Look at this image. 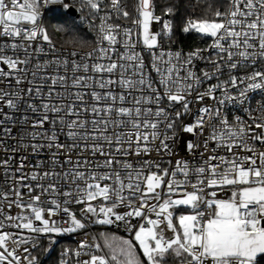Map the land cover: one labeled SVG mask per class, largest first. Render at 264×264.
Wrapping results in <instances>:
<instances>
[{"label": "snow or ice", "instance_id": "snow-or-ice-1", "mask_svg": "<svg viewBox=\"0 0 264 264\" xmlns=\"http://www.w3.org/2000/svg\"><path fill=\"white\" fill-rule=\"evenodd\" d=\"M50 5L0 0V264L77 232L60 264H262L264 0H193L180 31L210 43L186 52L168 2L81 0L88 51L66 20L57 46Z\"/></svg>", "mask_w": 264, "mask_h": 264}, {"label": "built area", "instance_id": "built-area-1", "mask_svg": "<svg viewBox=\"0 0 264 264\" xmlns=\"http://www.w3.org/2000/svg\"><path fill=\"white\" fill-rule=\"evenodd\" d=\"M65 3L69 4V8L74 10V14H70L68 13V9H65L63 7V5H50L49 7L52 9L51 11H47L45 12L44 16L42 17L44 26H47V28L49 29V33L50 35H56L58 34V32H56L57 27V22L56 21H52L50 22L49 25L45 24V19L47 18V15H51V14H57L59 16V18H66L69 21H72L78 28L81 29H85V30H89L92 29L91 35H92V39L93 42L90 46L84 47L82 49V51H88L90 50V48L92 46L95 45V41H96V31H95V26L99 25L100 21L98 18L93 17L90 15L89 11L84 8H81V0H65ZM129 3H131V0H129ZM158 14V12H157ZM94 21V23H93ZM121 24H130V22H125L123 20L117 21ZM154 30L159 31L160 29V25H153ZM53 38V37H52ZM55 42V41H54ZM208 43H210V39L209 38H202L201 42L197 45H192V44H178L176 43L175 40H164L162 42V46L163 49L165 51H177L180 49H183L185 52L191 50L193 47H206L208 45ZM60 44L57 43V46L59 47ZM138 51L140 50L139 48L137 49ZM60 53H56V55H59ZM66 54V53H65ZM145 55V63L148 64L150 62V56L147 52L144 53ZM46 57H41V59H45ZM47 58H51V57H47ZM204 64H199L198 68H203ZM152 76L154 79H158V77H156V74L153 72ZM213 83H215V81H213ZM26 87V85H25ZM46 90V89H45ZM254 95V99L251 101V105L253 108L257 107V102L261 99V95L260 94H253ZM235 114H242V115H246L243 113H239L237 112L235 109H232V115ZM255 115H259V113H254ZM231 118V116H230ZM183 155V153H181ZM5 156V154L0 151V158H3ZM31 159V163H35L36 162V158H30ZM16 161L12 162V166L15 167L16 166ZM26 171L28 169H25ZM4 180H5V176H4V169L0 168V186H5L4 185ZM74 210L78 211V208H74ZM16 210L13 209V212H15ZM95 227H102V228H108L110 230H112L113 232H115L116 234L122 235V236H126L127 237V233H125L122 229H116V228H109L107 226H93L90 228L89 230V235H93L94 236V228ZM85 238V234L83 232H77V233H70V234H62L60 236H42L40 237V242H41V247L33 252V255H37L40 261V264H60L61 260L64 259L62 253L64 252V250L66 249H72L75 250L78 248V244L79 242ZM50 240H55V243H50ZM69 264H76V259L74 256H69Z\"/></svg>", "mask_w": 264, "mask_h": 264}, {"label": "trees", "instance_id": "trees-1", "mask_svg": "<svg viewBox=\"0 0 264 264\" xmlns=\"http://www.w3.org/2000/svg\"><path fill=\"white\" fill-rule=\"evenodd\" d=\"M165 2L170 3V5L178 6L174 9L175 14L172 17H167L169 19H172L175 25V35L173 37V40H175L176 43L178 44H192V45L199 44L202 39L201 37L193 33L184 34L180 31L181 27L183 26L184 20L188 18L189 15L193 14V11H194L193 0H157L158 4H164ZM157 12L158 14H161L159 9L157 10ZM65 20L68 21L72 25L73 31L71 34L79 37V39L84 43L85 47L90 46L92 44L93 42L92 35H91L92 29L85 30V29L78 28L72 21H69L66 18H59L57 14H51V15H47V18L45 19V24L49 25L50 22L56 21L57 27L65 28V32L52 35L53 40L56 43L61 44L62 41L66 39L68 36L67 26L61 23V21H65ZM99 232L116 234L115 232H113L112 230L108 228L95 227L94 235H97ZM262 264H264V262H262Z\"/></svg>", "mask_w": 264, "mask_h": 264}, {"label": "water", "instance_id": "water-1", "mask_svg": "<svg viewBox=\"0 0 264 264\" xmlns=\"http://www.w3.org/2000/svg\"><path fill=\"white\" fill-rule=\"evenodd\" d=\"M68 13H70V14H74V10L71 9V8H69V9H68Z\"/></svg>", "mask_w": 264, "mask_h": 264}, {"label": "rangeland", "instance_id": "rangeland-1", "mask_svg": "<svg viewBox=\"0 0 264 264\" xmlns=\"http://www.w3.org/2000/svg\"><path fill=\"white\" fill-rule=\"evenodd\" d=\"M193 34H195V33H193ZM195 35H197V34H195ZM119 235V234H118ZM120 236H122V235H120ZM124 237V236H123ZM126 237V236H125Z\"/></svg>", "mask_w": 264, "mask_h": 264}]
</instances>
